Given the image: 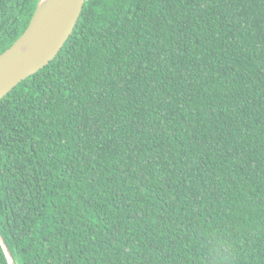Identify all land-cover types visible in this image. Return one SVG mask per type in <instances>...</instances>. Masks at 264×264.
I'll return each instance as SVG.
<instances>
[{"label": "trees", "instance_id": "1", "mask_svg": "<svg viewBox=\"0 0 264 264\" xmlns=\"http://www.w3.org/2000/svg\"><path fill=\"white\" fill-rule=\"evenodd\" d=\"M37 1L0 0V54ZM0 234L15 264H264V0H85L0 100Z\"/></svg>", "mask_w": 264, "mask_h": 264}, {"label": "water", "instance_id": "2", "mask_svg": "<svg viewBox=\"0 0 264 264\" xmlns=\"http://www.w3.org/2000/svg\"><path fill=\"white\" fill-rule=\"evenodd\" d=\"M85 0H38L23 34L0 54V100L20 82L48 65L59 53L79 19ZM7 264H15L0 234Z\"/></svg>", "mask_w": 264, "mask_h": 264}]
</instances>
